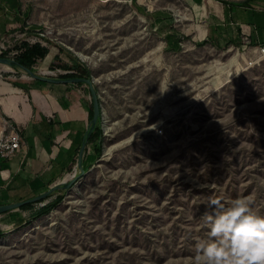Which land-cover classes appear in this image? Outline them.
<instances>
[{"label":"rangeland","instance_id":"obj_1","mask_svg":"<svg viewBox=\"0 0 264 264\" xmlns=\"http://www.w3.org/2000/svg\"><path fill=\"white\" fill-rule=\"evenodd\" d=\"M189 5L21 0V27L0 41L5 58L40 43L50 53L35 74L85 69L100 117L85 173L21 210L24 221L0 218V264H195L212 200L244 197L264 214V56L200 39ZM69 86L92 104L85 83Z\"/></svg>","mask_w":264,"mask_h":264},{"label":"crops","instance_id":"obj_2","mask_svg":"<svg viewBox=\"0 0 264 264\" xmlns=\"http://www.w3.org/2000/svg\"><path fill=\"white\" fill-rule=\"evenodd\" d=\"M187 1L197 15L200 39L215 37L230 45L245 39L249 46L264 43V0ZM20 4L21 0H0V41L21 27ZM49 53L33 59L45 61ZM0 68V134L13 127L21 137L19 150L0 160V206H4L58 187L76 172L75 149L88 127L90 106L69 84L16 79L12 71ZM20 212L21 208L13 209L0 218L22 222Z\"/></svg>","mask_w":264,"mask_h":264},{"label":"clouds","instance_id":"obj_3","mask_svg":"<svg viewBox=\"0 0 264 264\" xmlns=\"http://www.w3.org/2000/svg\"><path fill=\"white\" fill-rule=\"evenodd\" d=\"M204 219L208 237L196 244L195 264H264V214L248 199H214Z\"/></svg>","mask_w":264,"mask_h":264},{"label":"water","instance_id":"obj_4","mask_svg":"<svg viewBox=\"0 0 264 264\" xmlns=\"http://www.w3.org/2000/svg\"><path fill=\"white\" fill-rule=\"evenodd\" d=\"M0 65H5L8 66L10 68H17L22 70L24 73H26L29 77H31L34 80H38L41 82H45V83H50V84H70V83H85L89 90H90V95L92 98V107H93V115L91 120L89 121L88 127L86 129V132L84 134V137L82 139V142L80 144L79 150H78V154H77V168L79 169V175H75L74 177H72L70 180H68L62 187H60L59 189H54V185L46 192L41 193L33 198H30L28 200L25 201H21V202H17V203H12V204H8V205H4V206H0V214L13 210V209H18L20 207H22L23 205L26 204H33L36 202H39L43 199H46L50 196V194H52L54 191L56 190H60V189H69L75 182L76 180L85 173V170L82 168V158H83V152L85 149V143H86V138H88V136L90 135V133H92V131L94 130L96 123L100 117V105L98 103V99L96 96V93L94 91V89L92 88V84L91 81L89 79H84V78H71V79H54V78H50V77H44L42 75H38L35 74L32 70L24 67L23 65L19 64L17 61H15L14 59H10V58H2L0 57Z\"/></svg>","mask_w":264,"mask_h":264},{"label":"trees","instance_id":"obj_5","mask_svg":"<svg viewBox=\"0 0 264 264\" xmlns=\"http://www.w3.org/2000/svg\"><path fill=\"white\" fill-rule=\"evenodd\" d=\"M17 47H18L17 45L14 46V49L15 48L17 49ZM24 47L26 48V50L24 52L25 56L21 55L20 58L18 57L15 60H17V62L19 64H21L24 67H26V68H28V69L33 71L34 70L33 66H34V61H35L33 59V56H37L40 59H44L45 56L48 54L49 50L46 47L42 46L40 43H33L30 46H29V44L26 43L24 45ZM6 56H7V53H5V52H3L0 55V57H2V58H5ZM65 67H66L67 70L76 72V74L65 75V76L61 77L63 79H71V78L89 79L90 78V73L88 71H85V69L82 70L78 66H75V67L65 66ZM36 82L37 83H41V82H38V81H36ZM41 84H43V83H41ZM92 115H93V107H92V104H91L90 107H89V110H88V119L89 120H91ZM95 138H96V135L92 134V135H90L88 141H90V143L91 142L93 143ZM60 200H61L60 196H57L55 198V201L52 204H50L48 207H45L44 209H41L39 212H37L33 216V218H36V217L41 216L42 214H44L46 212H49L50 209H52ZM31 206H32V204H26V205H23L20 208H21V210H26V209L30 208Z\"/></svg>","mask_w":264,"mask_h":264},{"label":"built area","instance_id":"obj_6","mask_svg":"<svg viewBox=\"0 0 264 264\" xmlns=\"http://www.w3.org/2000/svg\"><path fill=\"white\" fill-rule=\"evenodd\" d=\"M247 40V39H246ZM245 40V43L247 42ZM251 51L258 55L264 56V43L256 46H249ZM5 48L3 44H0V55L4 52ZM14 58L15 52L10 53ZM21 137L18 131L15 128L9 127V130L6 133L0 134V160H8L10 159L20 147Z\"/></svg>","mask_w":264,"mask_h":264},{"label":"bare ground","instance_id":"obj_7","mask_svg":"<svg viewBox=\"0 0 264 264\" xmlns=\"http://www.w3.org/2000/svg\"><path fill=\"white\" fill-rule=\"evenodd\" d=\"M28 44V43H27ZM25 50H26V48L24 47V45H22L21 47H20V49L17 51V52H15V55H14V58L13 57H10V59L12 58V59H16V58H18V57H20L24 52H25ZM9 58V57H8ZM76 168H77V165H76ZM71 176V177H70ZM69 176V179L68 180H70L72 177H74L75 176V173L73 172V174L72 175H70ZM68 180H64V181H62V183L61 184H59L58 185V187H55L54 189H58L59 187H62Z\"/></svg>","mask_w":264,"mask_h":264}]
</instances>
